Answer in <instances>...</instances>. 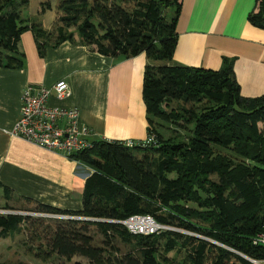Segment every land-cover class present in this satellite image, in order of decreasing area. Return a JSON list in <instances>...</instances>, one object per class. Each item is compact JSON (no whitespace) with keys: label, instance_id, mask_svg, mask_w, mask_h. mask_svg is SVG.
I'll use <instances>...</instances> for the list:
<instances>
[{"label":"trees","instance_id":"obj_1","mask_svg":"<svg viewBox=\"0 0 264 264\" xmlns=\"http://www.w3.org/2000/svg\"><path fill=\"white\" fill-rule=\"evenodd\" d=\"M28 3L0 0V66L24 65L17 43L28 27L41 55L64 40L112 57L144 52L142 97L154 139H95L72 152L92 168L78 210L17 195L0 181V209L32 212H0V237L26 231L39 241L35 257L79 255L89 264H264V93L240 94L233 58L223 56L216 69L172 62L180 0H41L37 16L54 8V30L38 18L27 23ZM247 19L264 29V0ZM133 215L169 228L133 233L121 222Z\"/></svg>","mask_w":264,"mask_h":264},{"label":"crops","instance_id":"obj_2","mask_svg":"<svg viewBox=\"0 0 264 264\" xmlns=\"http://www.w3.org/2000/svg\"><path fill=\"white\" fill-rule=\"evenodd\" d=\"M180 1L172 62L216 69L223 56L232 57L240 94L264 93V29L247 19L255 0ZM35 39L30 27L24 29L17 43L24 65L0 66V181L17 195L78 210L92 168L9 132L19 116L23 88L27 84L51 88L58 79H65L70 94L58 98L51 90L48 103L76 106L91 140L139 141L147 136L142 97L147 58L144 52L131 57L103 55L70 40L46 46L41 55Z\"/></svg>","mask_w":264,"mask_h":264},{"label":"built area","instance_id":"obj_3","mask_svg":"<svg viewBox=\"0 0 264 264\" xmlns=\"http://www.w3.org/2000/svg\"><path fill=\"white\" fill-rule=\"evenodd\" d=\"M51 90L56 97L62 98L70 94V87L65 79H58L51 88L27 84L21 94L19 116L10 134L22 137L36 145L58 151L68 156L75 151L89 148L93 140L88 137L90 129L87 125L79 122V110L76 106H52L48 103ZM154 137L147 135L139 141L124 140L127 145L140 143L142 145L152 142ZM38 214L52 217H71L68 214ZM133 218H145L149 226L133 225ZM131 232L149 233L161 228H168L157 223L150 215H133L121 221ZM264 242V234L258 236Z\"/></svg>","mask_w":264,"mask_h":264},{"label":"rangeland","instance_id":"obj_4","mask_svg":"<svg viewBox=\"0 0 264 264\" xmlns=\"http://www.w3.org/2000/svg\"><path fill=\"white\" fill-rule=\"evenodd\" d=\"M41 0H29V3L22 8V14L24 16L31 17L30 19L41 18L44 20L46 26H48L50 30H54L56 25V14L55 9H47L44 13L40 14L41 16H37V11L40 8ZM53 4L56 0H50ZM171 8L168 9V12L171 13ZM165 133V132H164ZM166 134V133H165ZM1 203V202H0ZM4 210V209H3ZM39 215V214H33ZM43 216V215H42ZM161 228H166L161 226ZM169 228V227H168ZM38 239L35 237H30L26 231L21 233H16L12 236H8L6 238L0 237V261L8 260V261H17V260H25L29 262H33L34 264H89L87 258L79 255H75L70 259H66L64 257H59L57 255H52L47 259H41L34 256V252L36 250V246L38 245ZM31 247L29 250L27 247ZM122 250L126 248V246L121 245ZM169 255L175 256L176 259H181L179 254L175 252H171Z\"/></svg>","mask_w":264,"mask_h":264},{"label":"bare ground","instance_id":"obj_5","mask_svg":"<svg viewBox=\"0 0 264 264\" xmlns=\"http://www.w3.org/2000/svg\"><path fill=\"white\" fill-rule=\"evenodd\" d=\"M133 225H139V226H144L148 225L149 226V221H147L145 218H133L130 221Z\"/></svg>","mask_w":264,"mask_h":264},{"label":"water","instance_id":"obj_6","mask_svg":"<svg viewBox=\"0 0 264 264\" xmlns=\"http://www.w3.org/2000/svg\"><path fill=\"white\" fill-rule=\"evenodd\" d=\"M0 212H16V213H21V214H32V212H27V211H11V210H3V209H0ZM38 214V213H36ZM243 256V255H242ZM245 257V256H244ZM247 258V257H245ZM248 259V258H247ZM250 261L252 262H255L254 260L252 259H249Z\"/></svg>","mask_w":264,"mask_h":264}]
</instances>
